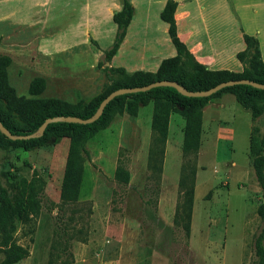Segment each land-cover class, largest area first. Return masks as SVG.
Instances as JSON below:
<instances>
[{
	"label": "rangeland",
	"instance_id": "1",
	"mask_svg": "<svg viewBox=\"0 0 264 264\" xmlns=\"http://www.w3.org/2000/svg\"><path fill=\"white\" fill-rule=\"evenodd\" d=\"M85 1L91 5L99 1V8L108 4L106 16L117 3L120 8L122 4V0H15L10 4L18 5L29 22L37 11L42 25L31 32L53 37L62 35L68 24L79 18ZM126 1L133 14L110 61L104 62L103 53L115 37L112 21L107 20L99 29L98 41L89 42L93 50L101 52L97 61L100 67L96 64L100 94L115 82H128L136 73L148 74L154 80L160 63L176 57L168 25L159 17L167 2L175 3L172 18L176 37L187 53L178 57L180 71L188 72L195 64L202 65L200 61L214 64L221 58V64L227 67L237 62L240 69L232 73L241 74L254 54L253 47L243 42V34L257 41L262 61L264 47L260 49L259 41L260 36L264 37V0ZM38 4L44 8L32 7ZM3 30L0 24L1 55L9 54L13 62L29 63L45 71L43 57L31 53L33 59L23 58L18 51L22 38L9 46L1 40ZM8 30L5 27V32ZM230 95L222 97V104L224 117L237 114L234 129L238 146L234 152L228 146L218 152L207 148L213 127L205 121V137L196 155L184 158L181 152L168 151L164 171L157 172L160 158L155 155V161L148 165L147 151L141 145V126L122 115L86 143L87 157L75 202L60 199L67 140H49L36 149L22 151L0 138V185L8 196L17 194L22 180L37 177L43 181L37 195L38 213L26 222L14 224L12 236L28 252L16 264H257L253 241L262 224L256 215L262 200L251 156L246 157L242 147L245 141H241L246 131L248 138L254 129L258 135L263 133L264 112L251 120L249 111L238 106ZM216 98L211 97L204 107L209 103L216 107ZM231 160L235 166L230 168ZM189 163L195 166V179L186 236L172 219L175 205L182 201L177 190L179 173ZM116 165L127 170V184L113 179ZM3 258L0 246V263Z\"/></svg>",
	"mask_w": 264,
	"mask_h": 264
},
{
	"label": "trees",
	"instance_id": "2",
	"mask_svg": "<svg viewBox=\"0 0 264 264\" xmlns=\"http://www.w3.org/2000/svg\"><path fill=\"white\" fill-rule=\"evenodd\" d=\"M175 3L167 2L159 17L168 25L167 34L174 48L176 57L163 60L157 70L156 79L145 73H136L128 82H115L105 93L97 95L88 102L78 101L69 104L57 99H31L17 97L8 85L6 67L10 58L0 54V123L13 136H26L34 133L46 118L77 117L86 119L93 115L100 101L110 92L120 88H134L148 85L156 81H172L188 91L207 90L221 82L245 79L264 84V63L260 60L257 41L246 34L242 35L246 46L253 47L254 54L249 66H243L241 74L228 71H209L200 64H195L188 72L177 68L178 57L185 56L184 44L176 37V28L172 18ZM133 10L130 3L122 0L121 8L111 16L116 27V33L110 48L103 53L104 62H109L122 42L126 27L132 17ZM241 62V58L237 55ZM100 67V64H97ZM106 70L107 68H103ZM44 89V80L33 78L28 85L30 96L38 95ZM229 92L236 103L250 113L251 120H255L264 112V90H258L246 85L226 87L209 97L191 98L180 95L170 87H157L147 92H138L114 97L104 107L100 117L90 124H67L63 122L48 124L43 134L37 138L27 140H9L0 134V138L22 151L36 149L46 142L67 139L68 146L64 161L63 174L60 184V199L65 202H75L81 183L83 162L87 157L86 142L96 133L104 130L114 116L126 115L135 117L139 107L152 104L150 130L152 133L147 153L148 165L155 161L157 155L160 161L164 155V144L167 134L168 117L177 114L184 120L182 131V157L195 156L199 148L201 133V115L204 104L213 96ZM248 154L251 156V169L260 190V203L256 215L262 224L253 241L254 256L257 264H264V131L258 135L252 130L248 138ZM155 157V158H153ZM159 161L157 172L162 169ZM156 169V168H155ZM113 179L121 184L128 183V172L121 165H116ZM195 166H182L180 170L177 190L182 196L181 203L175 205L172 223L180 227L184 235L189 233L190 210L193 201ZM43 186V181L37 177L22 180L17 185V194L10 198L0 185V246L3 260L0 264H16L25 259L28 252L18 245L13 236L16 221L26 222L39 211L37 195ZM181 222V224L179 223Z\"/></svg>",
	"mask_w": 264,
	"mask_h": 264
},
{
	"label": "crops",
	"instance_id": "3",
	"mask_svg": "<svg viewBox=\"0 0 264 264\" xmlns=\"http://www.w3.org/2000/svg\"><path fill=\"white\" fill-rule=\"evenodd\" d=\"M12 1L15 0H0V24H2V27L4 28L1 33V40L5 41L9 46H12L14 40H16V42L22 41L23 45L20 46L18 51L23 53V58L33 59L34 56H31V53H35L37 56H41L46 60V69L43 71L36 65L17 61L13 62L11 60V55L8 54L11 61L6 67L7 82L13 89L15 95L17 97L31 99H57L69 104H75L78 101L88 102L92 100L98 93L96 82L99 74L96 70V64L101 52L99 50H93L89 46V42L90 39L92 41H98L97 36L100 35L99 29L106 25L107 20L111 21L112 14L120 9V3H117L115 10L106 16V6L108 4H104L99 8V1L94 2L92 5L89 4V1H85L83 8H81L79 18L75 19L73 23L68 24L64 29L65 32L62 31V35L50 37L41 32H31L32 28L42 25L41 19L38 17L39 13L34 11L33 8H44V6L39 7V4L36 7L32 6V12H34L31 14L32 22H29L24 19L23 16L25 12L18 5L10 4ZM45 7H47V5H45ZM29 9H27V11ZM5 27L9 29L6 32ZM21 35H23V37ZM28 43L33 44L28 47ZM259 47L260 49L261 47H264L263 36H260ZM10 51L12 52V50ZM261 59L264 63V54L262 51ZM200 63L205 66L207 70H228L230 72H238L240 69V65L237 62L236 64L232 63L228 67L226 64V66L221 64V58L218 61H215L214 64H210V62L204 63L202 61H200ZM35 77H40L44 80V89L38 95L30 96L28 94V85ZM224 95L230 94L221 93L215 100L217 103L216 107L209 103L202 109L201 133L198 150L201 148V143L205 137L203 132L205 121L209 122L213 127L212 133L207 139V148L209 150L213 148L215 152H218L220 148L228 146V149L233 150L232 152H234V148L238 146L237 134L234 129L237 114L236 112H233V114L224 117L226 113L224 111V105L222 104V97ZM149 107L151 109L150 111L148 110ZM151 111L152 104L148 103L143 107H139L136 116L133 117L134 125L141 126V145L147 153L152 136L151 130H148V126L150 129ZM176 116L179 115L170 114L168 117L167 134L164 144V158L162 161L163 171L168 151L176 154L177 152H179V154L181 152L184 120L182 117L179 116L180 119ZM120 118V116H114L109 123L110 127ZM218 124H220V126H218ZM241 142L244 144L242 147L244 148L247 157V131L245 136L242 137ZM234 166L235 163L231 160L229 167L231 168ZM163 177L164 176H162V179Z\"/></svg>",
	"mask_w": 264,
	"mask_h": 264
},
{
	"label": "water",
	"instance_id": "4",
	"mask_svg": "<svg viewBox=\"0 0 264 264\" xmlns=\"http://www.w3.org/2000/svg\"><path fill=\"white\" fill-rule=\"evenodd\" d=\"M235 85H246V86H250L252 88L258 89V90H264V84H259V83L249 81V80H245V79L221 82V83H219V84H217V85H215V86H213L207 90H202V91H188L175 82L162 80V81H156V82H153V83H150L148 85L141 86V87L120 88V89H117V90L110 92L100 101V103L98 104L97 109L95 110L93 115L89 118H86V119H80L77 117H70V116L46 118L40 124V126L37 128V130L34 133H32L30 135H26V136H13L0 123V134H2L4 137H6L9 140H27V139L37 138V137L41 136L43 134L45 127L48 124L58 123V122H63V123H67V124H83V125L84 124H90V123L96 121L100 117V115H101L104 107L106 106V104L108 102H110L114 97H117L120 95H125V94L138 93V92H147L150 89L157 88V87L173 88L180 95H182L184 97L202 98V97H209L212 94L220 91L223 88L231 87V86H235Z\"/></svg>",
	"mask_w": 264,
	"mask_h": 264
}]
</instances>
